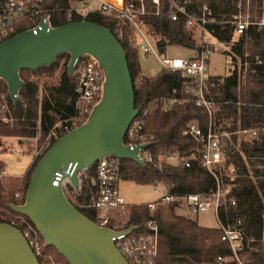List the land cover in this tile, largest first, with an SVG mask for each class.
Returning <instances> with one entry per match:
<instances>
[{
    "label": "trees",
    "instance_id": "trees-1",
    "mask_svg": "<svg viewBox=\"0 0 264 264\" xmlns=\"http://www.w3.org/2000/svg\"><path fill=\"white\" fill-rule=\"evenodd\" d=\"M81 1L43 0L42 8L51 14L55 26L69 22L67 15L71 13V21H93L114 34L118 28H122V36L115 35L126 55L134 84L135 107L147 109L144 131L154 136L149 147L155 153L188 154L194 150L195 140L184 134L194 121L203 129L211 123L218 133H228V137L220 138V143L224 168L230 169L229 174L233 178L221 166L217 167L216 176L228 190L218 209V218L222 224L240 220L246 237L239 255L243 264H264V28L240 35L229 46V50L224 51L229 59L226 74L209 73L207 59L203 92L205 98L214 103L209 112L205 107L196 105L195 84L180 70L162 67L153 76L143 75L129 25L113 14L102 13L98 9H90L82 16L74 10V4ZM207 1L210 0H201L202 3ZM145 3V14L139 19L150 35L165 46L176 44L198 50V45L185 30L183 21H172L168 17L166 0L161 1L159 14H155V7L150 0H145ZM66 54L69 56V53L59 55L50 66L21 70L19 76L24 84L19 88L15 102L9 96L6 82L0 78V97L5 95L8 99L7 106L0 108V145L2 139L7 137H16L20 141L38 137L39 143L60 121L78 116L80 111V123L88 118L92 103L77 101V81L75 75L71 76L68 72L67 60L59 69L56 82L39 84L40 77L54 75L58 69L57 60ZM170 100L172 102L169 103ZM1 104L0 99V107ZM248 129L255 133L240 132ZM40 157L34 158L22 177H0V222L9 223L12 217L19 215L12 206L24 203L30 176ZM121 165L122 179L137 184L163 181L170 186L173 194L205 193L216 187L215 176L198 160H193L188 167L172 164L140 165L131 159H122ZM95 166L94 163L87 169L88 175L93 178L96 175ZM91 187L90 179L84 181V199L88 198ZM77 208L95 220L94 211ZM151 214L145 203L132 204L128 208L127 225L136 226L137 232H145V224ZM154 215L159 224L155 264H220L218 256L231 255L228 244L221 240L222 230L218 226H201L195 218L175 215L171 207H159ZM24 217L32 223L27 216ZM43 251L55 254L63 264H70L53 246H44Z\"/></svg>",
    "mask_w": 264,
    "mask_h": 264
},
{
    "label": "built area",
    "instance_id": "built-area-1",
    "mask_svg": "<svg viewBox=\"0 0 264 264\" xmlns=\"http://www.w3.org/2000/svg\"><path fill=\"white\" fill-rule=\"evenodd\" d=\"M42 1L0 0V43L24 31H32L33 34H37L43 28L49 30L55 27L51 14L42 8ZM94 1L99 2L95 8L92 6ZM161 1L150 0L155 7V14L160 13ZM83 3L84 7L74 8V10L82 14V11L98 9L103 13L113 14L120 21L127 23L133 31L135 46L143 53L157 54L164 51L165 45L161 46V42L148 33L142 20L139 19L146 11L145 0L136 2L134 0L129 2H125V0H84ZM166 3L168 17L172 21H183L185 30L198 45V50H195L192 57H164L160 59V62L163 67L172 71L180 70L184 75L190 77L195 84L196 105L203 106L210 112L214 103L205 98L203 87L207 74L206 61L215 49L214 44L230 46L240 35L264 28V0H216L215 2L210 0L204 3L201 0H166ZM67 19L71 21V13L67 15ZM115 34L122 36V28H118ZM161 48L162 50H160ZM244 66L246 69L247 63ZM74 75L77 81L75 89L77 101L83 104L92 103L93 108L99 102L103 92L105 75L101 65L91 54H83L75 64ZM0 99L2 103L0 108L4 109L8 99L5 95H1ZM11 100L13 101L12 98ZM170 102L172 101L170 100ZM146 113L147 109H138L137 115L123 136L122 143L130 149L140 146L137 156L143 165L172 164L188 167L193 160H198L215 176L216 187L214 189L205 193L179 195L170 192V186L167 183L153 182L156 192H159L160 189H163V192L155 201L145 203L152 214L145 224L146 231L137 232L135 231L136 226L127 225L130 204L126 202L119 190V182L122 180V158L114 155L100 157L95 162L96 175L94 178L88 175V168L78 173V187L73 186L63 171L56 172L53 185H59L66 199L76 208L94 211L95 220L93 221L99 227L115 233L111 240L127 264H155L159 246V224L154 212L159 207H171L175 215L193 219H196L199 214L213 209L217 226L222 230L221 240L228 244L231 251L230 256H218L217 261L220 264H243L239 255L244 247L246 237L240 226V220L232 224H222L218 218V209L224 202L228 190L221 184L215 171L218 166L224 169L220 138L228 137V133H218L211 123L206 129H203L194 121L188 125L184 132L195 140L194 150L188 154L163 151L155 153L149 147L154 136L144 131ZM81 114L80 111L78 116L57 123L43 141L37 143L34 158L42 156L55 140L81 125ZM240 132L242 134L255 133L252 129ZM3 176L5 174L0 161V177ZM230 177L233 178L232 175ZM89 179L92 182V187L89 190L88 198L84 199L82 186L84 181ZM69 192L74 195V201L68 198ZM176 210L178 212H175ZM9 223L20 230L38 264H63L56 259L55 254L43 251V247L47 246L43 236L24 215L19 214L12 217ZM131 226L134 228L128 232ZM262 226V241H264V215Z\"/></svg>",
    "mask_w": 264,
    "mask_h": 264
},
{
    "label": "water",
    "instance_id": "water-1",
    "mask_svg": "<svg viewBox=\"0 0 264 264\" xmlns=\"http://www.w3.org/2000/svg\"><path fill=\"white\" fill-rule=\"evenodd\" d=\"M64 53L70 55L71 76L83 54L98 60L105 75L102 96L81 125L55 140L40 157L24 203L12 209L27 216L46 245L55 247L70 264H127L111 240L115 233L99 227L66 199L59 185H53L55 173L63 171L78 187V173L102 156L114 155L143 165L137 156L140 146L130 149L122 143L138 108L126 55L118 39L108 28L85 19L43 28L37 34L24 31L0 43V78L15 102L24 84L19 72L50 66ZM0 264H38L20 230L7 222H0Z\"/></svg>",
    "mask_w": 264,
    "mask_h": 264
},
{
    "label": "rangeland",
    "instance_id": "rangeland-1",
    "mask_svg": "<svg viewBox=\"0 0 264 264\" xmlns=\"http://www.w3.org/2000/svg\"><path fill=\"white\" fill-rule=\"evenodd\" d=\"M90 1V0H87ZM75 3L74 8L80 9L85 6L83 3ZM99 5L98 1H94L92 6L95 8ZM103 13V12H102ZM86 15V11H82V16ZM135 46V43H134ZM215 49L210 54L208 58V72L211 74L224 75L228 72V57L224 54V51L229 50V46H223L220 44H214ZM195 51L190 48L183 47L176 44H168L164 47V51L158 52L157 54H145L138 50V61L141 73L145 76H153L157 74L162 69V64L160 62L161 58L164 57H192ZM70 55L66 54L57 60L58 69L52 76H42L38 79L41 85L44 82L53 83L56 82L58 71L64 66L67 60V65L69 63ZM237 66H240V58L237 59ZM32 78V77H30ZM38 137L35 139H28L26 141H20L16 137L3 138L0 145V161L2 162V170L5 176L22 177L28 168L30 167L32 161L34 160V150L38 143ZM43 140H40L41 143ZM226 173H230L229 168H224ZM155 186L153 184H137L131 180L122 179L119 182V190L124 196L126 202L130 205L141 204L151 201H155L159 198L160 193L156 192ZM68 198L74 201V195L72 192L68 193ZM175 212H178L177 210ZM199 225L204 227H217L218 223L215 218L213 209H209L206 212L199 214L196 217ZM57 259V258H56ZM58 260V259H57ZM60 261V260H58Z\"/></svg>",
    "mask_w": 264,
    "mask_h": 264
},
{
    "label": "bare ground",
    "instance_id": "bare-ground-1",
    "mask_svg": "<svg viewBox=\"0 0 264 264\" xmlns=\"http://www.w3.org/2000/svg\"><path fill=\"white\" fill-rule=\"evenodd\" d=\"M115 1V0H114Z\"/></svg>",
    "mask_w": 264,
    "mask_h": 264
}]
</instances>
